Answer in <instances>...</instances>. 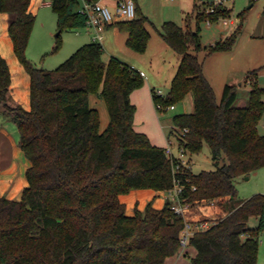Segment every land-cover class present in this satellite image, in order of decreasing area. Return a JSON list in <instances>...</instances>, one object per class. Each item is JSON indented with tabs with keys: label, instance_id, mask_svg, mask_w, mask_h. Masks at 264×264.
<instances>
[{
	"label": "trees",
	"instance_id": "obj_1",
	"mask_svg": "<svg viewBox=\"0 0 264 264\" xmlns=\"http://www.w3.org/2000/svg\"><path fill=\"white\" fill-rule=\"evenodd\" d=\"M31 0H0V12L11 16L9 34L14 51L31 77V108L10 101L11 72L0 54L1 113L18 127L19 145L30 161L28 186L21 199L0 194V264H166L182 245L186 220L168 200L162 208L149 203L144 211L126 214L120 196L133 189L169 190L175 179L183 185L181 200L196 205L223 199L225 216L190 238L196 248L193 264H258L260 234L264 231V194L237 197L236 178L264 167V134L258 124L264 114V88L251 81L249 104L236 106L237 88L226 84L218 101L197 52L204 49L200 23L231 17L233 7L208 14L194 0L197 28L164 21L160 34L178 54L180 64L166 96L153 92L155 104L175 105L192 94L194 110L177 113L173 123L187 131L181 146L197 153L207 142L215 170L194 173L189 166L174 170L165 147L152 144L134 127L136 106L131 93L144 84L140 71L113 56L102 59L104 47L92 41L80 46L57 68L34 65L27 57L36 16ZM60 32L84 28L87 16L76 11V0H52ZM136 17L116 22L128 34L126 44L137 53L147 49L150 19L139 6ZM241 24L244 12L239 14ZM241 24L226 38L208 47V54L230 50ZM57 40L53 50L60 48ZM104 99L109 122L90 95ZM223 165H219L221 159ZM259 218L249 227L251 217Z\"/></svg>",
	"mask_w": 264,
	"mask_h": 264
},
{
	"label": "rangeland",
	"instance_id": "obj_2",
	"mask_svg": "<svg viewBox=\"0 0 264 264\" xmlns=\"http://www.w3.org/2000/svg\"><path fill=\"white\" fill-rule=\"evenodd\" d=\"M106 2H111V0H106ZM137 2L140 11L150 19L147 28L151 37L144 52L145 54L132 50L122 38L115 42L113 48H115L116 52H119L118 54L121 56L123 62L131 65L138 71L145 69L151 77L152 91L156 92L158 89H161L164 96H166L171 88L173 74L176 67L180 64L181 56L171 48H168L167 52L161 48L165 40L159 30L163 22L167 20H173L185 27L188 15L192 16L191 27L196 29L197 23L193 16L194 0H190V9L184 14L178 7L179 0H137ZM109 4L113 9V3ZM40 8L31 32L26 54L29 60L37 67L52 70L65 62L75 52L76 46H80L77 45L79 41L84 39L91 40V30L81 29L78 34L76 30H79V28H65L60 32L58 17L52 5H42ZM242 12H244V17L241 24L239 14ZM239 24H241L240 32L230 50L211 54L207 53L205 47L226 38L236 30ZM200 28L201 42L204 49L196 54L203 63L205 75L214 86L218 97L217 100H221L225 84L231 83L235 84L237 88L235 105L239 107L247 106L252 88L251 81L255 79V73L259 86L264 88V0H235L233 13L229 18L228 24H225L223 20L215 23L204 21L200 23ZM57 40L61 41V46L58 50L54 51L53 48ZM101 43L112 50L108 36H105ZM108 51L105 49L103 53L105 58L109 56ZM149 68L151 72L148 70ZM149 76L146 78L143 76L144 84L140 88L146 84L148 78L150 79ZM152 99L154 100L153 96ZM90 105L99 110L100 116L105 115L109 119L108 108L104 99L96 94H91ZM193 106V96L191 93L183 100L176 102L174 109L163 112L159 111L156 108L155 102H153V114H151L150 109L144 111L143 121L156 132H162L166 136L167 134L169 136L170 133V143H172L174 151L177 153L178 139L175 134L178 132V129L173 123V116L177 113L193 111ZM258 131L264 134V114L259 121ZM186 158L189 160L190 167L194 173H199L202 170H215L217 168L207 142H204L199 152L187 153ZM224 162L225 159L222 158L219 165H223ZM235 184L237 187V197L240 200L248 199L257 193L264 194V167L250 173V175L239 176L236 178ZM221 201L214 202L211 205L206 202L197 203L196 205H191V209L205 207L216 209L219 205L222 206ZM212 221L213 219L209 222L211 223ZM258 222L259 218L253 216L250 218L248 226L256 227ZM259 242L258 264H264V231L260 234ZM191 246L189 245L187 248ZM193 252L191 250L189 254H184V248L181 247L180 251L173 257H170V259L178 257L181 262L183 261L181 264H193L191 259Z\"/></svg>",
	"mask_w": 264,
	"mask_h": 264
},
{
	"label": "crops",
	"instance_id": "obj_3",
	"mask_svg": "<svg viewBox=\"0 0 264 264\" xmlns=\"http://www.w3.org/2000/svg\"><path fill=\"white\" fill-rule=\"evenodd\" d=\"M101 1L107 4L113 3V6L115 4L114 0H111V2H106V0H101ZM135 1H136V5L139 6L137 0ZM42 5H47V2L45 0H31L29 11L33 13L37 18V14L40 12L41 9L40 7ZM190 5H191L190 0H179L178 7L181 9V12L184 14L190 9ZM10 19L11 16L9 13L0 12V54L6 59L11 72V83H10L11 103L19 104L23 108L29 110L31 108V99H30L31 77L28 71L26 70V68L24 67V65L20 62L19 58L17 57L14 51V44L9 34ZM81 29H87V28L85 27L79 28V30H76L78 34ZM90 35H91L90 41L84 39L79 41L77 45L82 46L86 43L92 42L93 41L92 31H90ZM105 36L109 37V44L112 47V50L111 48L106 47L102 43L104 47V51L105 49L109 50L108 51L109 56H107V58H105V56L102 55L103 61L105 63H108L113 56L122 60L121 56L118 54L119 52H116L115 48L113 47L115 46V42H117L121 38L124 39L126 43L128 34L126 32L120 31L119 28L116 26V24H111L106 27L103 39L105 38ZM80 46H76L77 47L76 50ZM161 48H163V50L167 52L169 50L168 48L171 47L165 41L164 45H161ZM141 54H145V53H141ZM177 69L178 67H176L173 77ZM148 70H150V68ZM140 72H144L145 78L149 76L148 72H146L145 69H141ZM226 84H231V83H226ZM152 96H153V91L151 89V77L150 79L148 78V80H146V84L142 88L135 89L131 93L130 96L131 101L136 106L134 127L137 131L145 132L150 137L151 142L154 145L166 147L168 143H170L171 141L170 133L169 136L168 134L166 136L161 132L163 134L162 136V134L159 133V131L156 132L152 128H149L146 125V122L143 121L144 111L150 109L151 114H153L154 100L152 99ZM192 108H194V106ZM189 112H192V110L187 111L186 113ZM108 122L109 119L106 118L105 115H101V130H104L106 128ZM19 138H20V133L17 125L11 119L3 116V114L0 111V194L2 196L14 200L21 199L23 190L28 186L26 171L31 164L28 158L26 157L24 151L19 145ZM228 198H229L228 196L225 198H218L219 200L217 202L223 199L227 200ZM120 200L126 205V214L132 216L135 214L136 209L144 211L149 203H152V205L155 208H162L165 205V203L169 200V193L167 190H154L151 188L133 189L129 193L121 195ZM225 214H226L225 207L220 205L216 209L210 207L193 209V210L191 209L188 213H186L185 220L196 223L198 221H210L213 219V221L211 222L213 223L217 219L225 216ZM188 246L184 248V254H189L190 251L193 250L194 251L193 256H195V254L197 253L196 248L194 246L187 248ZM182 262L178 257H176L175 259L173 258L170 259L169 257L166 260V264H181Z\"/></svg>",
	"mask_w": 264,
	"mask_h": 264
},
{
	"label": "built area",
	"instance_id": "obj_4",
	"mask_svg": "<svg viewBox=\"0 0 264 264\" xmlns=\"http://www.w3.org/2000/svg\"><path fill=\"white\" fill-rule=\"evenodd\" d=\"M115 4L113 9L110 4L104 3L101 0H76V11L86 15V26L85 28L93 32L92 39L95 42H101L104 37L105 29L108 25L115 24L121 20H130L136 17L137 5L135 0H114ZM208 14L215 13L218 7H233L235 0H202ZM52 1H47V4H51ZM230 17L221 18L225 24L229 23ZM211 23L210 21H208ZM144 76V72H141ZM155 94L159 96H164L161 89H158ZM156 108L159 111H167L174 109L175 105L163 106L161 103L156 104ZM187 130H178L176 137L178 139V151H174L172 143H168L165 147V152L167 156L171 159L174 170H179L182 165L189 166V160L186 158L188 152L181 146V140L179 138H184V133ZM184 185L175 179L173 188L167 190L169 193V200L171 202V208L176 214L182 215L185 218L186 213L191 210L190 203H183L181 200V195L183 192ZM219 199L214 200H202L201 202H206L211 205L217 202ZM213 223L209 221H198L196 223L186 221V225L182 230L181 245L183 248L189 245L191 236L196 231H201L209 228Z\"/></svg>",
	"mask_w": 264,
	"mask_h": 264
}]
</instances>
